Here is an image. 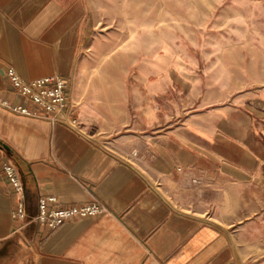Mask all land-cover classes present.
I'll list each match as a JSON object with an SVG mask.
<instances>
[{"label":"crops","instance_id":"1","mask_svg":"<svg viewBox=\"0 0 264 264\" xmlns=\"http://www.w3.org/2000/svg\"><path fill=\"white\" fill-rule=\"evenodd\" d=\"M95 29L89 0H0V98L20 100L9 67L58 76L80 121L0 105V264H264V83L213 96L168 50L96 75L80 66ZM7 160L24 180L23 222ZM41 195L109 212L49 230L33 222Z\"/></svg>","mask_w":264,"mask_h":264},{"label":"rangeland","instance_id":"2","mask_svg":"<svg viewBox=\"0 0 264 264\" xmlns=\"http://www.w3.org/2000/svg\"><path fill=\"white\" fill-rule=\"evenodd\" d=\"M95 33L80 63L115 80L143 54L188 61L205 90L228 97L264 83V0H89ZM95 78V77H94ZM93 134L102 125L84 123ZM166 196H169L166 192Z\"/></svg>","mask_w":264,"mask_h":264},{"label":"built area","instance_id":"3","mask_svg":"<svg viewBox=\"0 0 264 264\" xmlns=\"http://www.w3.org/2000/svg\"><path fill=\"white\" fill-rule=\"evenodd\" d=\"M6 74L20 100L12 104L9 99L0 98V105L21 115L43 118L52 124L60 122L80 130L79 119L70 111L73 102L65 79L53 76L26 81L14 67H9ZM3 171L16 196L12 216L14 220L23 222L28 214L22 174L12 160L4 162ZM57 202L53 195H41L33 222L53 230L74 219L93 218L109 212L107 205L96 197L91 202L64 207H55Z\"/></svg>","mask_w":264,"mask_h":264},{"label":"trees","instance_id":"4","mask_svg":"<svg viewBox=\"0 0 264 264\" xmlns=\"http://www.w3.org/2000/svg\"><path fill=\"white\" fill-rule=\"evenodd\" d=\"M13 159H14L17 163H19V158H18L17 156L13 155Z\"/></svg>","mask_w":264,"mask_h":264},{"label":"water","instance_id":"5","mask_svg":"<svg viewBox=\"0 0 264 264\" xmlns=\"http://www.w3.org/2000/svg\"><path fill=\"white\" fill-rule=\"evenodd\" d=\"M4 147L9 150V147L7 145H5Z\"/></svg>","mask_w":264,"mask_h":264}]
</instances>
